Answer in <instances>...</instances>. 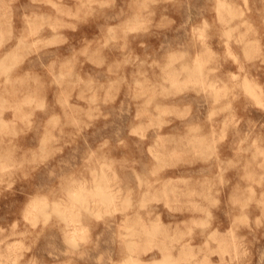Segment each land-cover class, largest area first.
Segmentation results:
<instances>
[{
  "label": "clouds",
  "instance_id": "9594fccd",
  "mask_svg": "<svg viewBox=\"0 0 264 264\" xmlns=\"http://www.w3.org/2000/svg\"><path fill=\"white\" fill-rule=\"evenodd\" d=\"M0 264H264V0H0Z\"/></svg>",
  "mask_w": 264,
  "mask_h": 264
}]
</instances>
